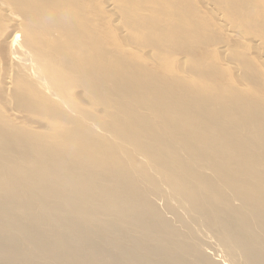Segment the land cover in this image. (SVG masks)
<instances>
[{
	"label": "bare ground",
	"instance_id": "1",
	"mask_svg": "<svg viewBox=\"0 0 264 264\" xmlns=\"http://www.w3.org/2000/svg\"><path fill=\"white\" fill-rule=\"evenodd\" d=\"M101 1L108 11L116 10V0ZM215 1H211L214 8L218 5V9L227 12L213 11L217 22L211 17L215 24L222 25L229 36L240 39L239 28L246 26L244 7L251 0H218L220 6ZM42 2L34 0L35 4ZM89 2L79 0L85 9ZM158 2L145 1L148 8ZM239 2L245 6L238 5L241 7L238 13L235 4ZM202 4L213 7L204 0ZM0 9L7 23L4 26L0 21V36L12 35L13 40H18L21 18L15 15L17 12L14 13L6 0H2ZM195 11L199 13V10ZM227 14L233 18L237 16L241 25L228 24L225 21ZM261 42L254 41L253 48L257 50ZM47 51L52 52L53 48L48 47ZM118 61L100 62L99 84H95L94 79H87L82 97L87 94L105 97L106 103L114 105L110 111L117 115L108 118L115 119L113 128L130 132L138 127L133 116L139 105L137 85L143 81L150 84L152 80L145 74L136 78L132 67L122 68ZM125 68L127 75L121 78ZM102 73L113 76L104 80ZM40 79L56 81L54 74ZM30 80L38 81L39 78L28 77L27 81ZM124 80L130 83L129 92L121 98L120 92L125 94L127 91L121 84ZM3 81L6 85L11 83L7 77ZM110 81L112 86H109ZM7 96L0 97L5 104L4 113L8 111ZM205 109L204 105L190 123L180 118L178 124L172 126L177 132L167 147L185 153L186 147L193 145L197 154L205 155L210 145H216L217 152L224 154L222 161L216 156L190 161L180 158L171 168L155 167L154 170L147 164L149 171L146 165L140 164L141 160L135 162L133 158H118L112 154L104 155L98 162H91L88 158L94 157L88 156L85 150H76L71 157L72 146L84 147V141L70 140L73 133L88 137L89 145L105 136L104 130L100 134L92 131V125L96 123L90 119L83 120L92 125L77 123L59 107L56 111H61L62 117H55L50 110L42 108V114L9 110V118L26 121L27 129L44 141L28 153L21 150L13 156L11 166L8 159L0 156L5 163L0 172L8 177L0 180V264H264V178L257 174H264V112L260 119L259 111L245 110L242 113L244 120L255 118L246 126L242 125L238 115H227L222 108H218L216 117H205ZM193 110L191 108L189 112ZM120 113L122 117L118 116ZM26 114L35 116L29 119ZM80 116L78 119L82 120ZM125 117L130 120L128 125L117 121ZM203 118L206 126H213V129L197 140L194 134L199 135L197 131ZM181 129L189 135L183 134ZM62 135V141L58 143ZM0 139L5 140V136L0 135ZM167 147H161L159 152L166 153ZM53 148L59 155L47 160V152ZM230 157L234 160L232 167L227 166ZM122 160L134 163L126 170L103 168L95 172L100 166L108 167L113 163L122 166ZM19 163L26 164L27 177ZM31 170H37L38 175L29 172ZM206 247L221 254L225 262H214Z\"/></svg>",
	"mask_w": 264,
	"mask_h": 264
},
{
	"label": "rangeland",
	"instance_id": "2",
	"mask_svg": "<svg viewBox=\"0 0 264 264\" xmlns=\"http://www.w3.org/2000/svg\"><path fill=\"white\" fill-rule=\"evenodd\" d=\"M6 1L14 9V13L17 12L15 15L21 18L22 25L21 37L18 40H13L12 35L0 36V97L8 95L6 107L8 111L13 109L15 112L18 109L42 114V110L47 109L55 117H62V112L56 111L59 107L66 110L70 119L77 123L80 121L86 124L83 119H90L96 124L99 121L98 127L89 122L95 127L90 126L92 131L100 134L104 130L106 134L91 145L86 142L88 137L77 133L70 135L71 141H84L83 148H86L72 146L71 157L74 151L85 150L88 156L94 157L88 158L91 162H98L104 155L112 154L118 158H133L135 162L141 160L140 164L146 165L148 171L147 164H151L154 170L155 167L171 168L180 158L190 161L216 156L222 161L224 154L217 152L216 145H210L205 155L197 154L193 145L187 146L185 153L170 150L167 146L177 132L172 126L177 125L180 118L192 122L191 118L198 117L199 110L204 105L205 117L207 115L216 117L218 108H222L227 115H238L242 125L248 126L249 122L255 120L242 118V113L247 109L259 111L258 118L262 119L260 116L264 112V50H262L264 0L248 1L249 5L244 7L246 26L239 28L240 39L233 35L229 36L222 25L215 24L217 20L216 16H213V11L227 13L221 11V8L218 9V5L214 8V2L211 1L215 0H204L213 7H205L202 0H159L156 5L149 8L146 0H116L117 8L116 10L114 8L113 12L108 11L101 0H90L88 9H85L79 0L74 2L39 0L43 1L39 4H35L34 0ZM217 1L215 4L220 6L221 3ZM238 5L244 4L242 2L235 4L239 13L241 7ZM92 8L94 10H91ZM196 9L199 13L194 12ZM1 14L0 21L5 26L7 23ZM223 14L222 16L225 15ZM227 15L228 17L225 16L227 23L230 22L235 27L241 25L237 16L233 15V18ZM126 28L127 35V31H123ZM253 39L262 41L258 47L255 46L257 50L253 48L254 41L252 44L249 43ZM48 47H52L53 51L48 52ZM104 60L110 63L119 60L117 64L123 65L122 68L132 67V74L136 78L145 74L152 80L150 84L143 81L137 85L139 105L133 116L138 127L134 131L113 128L112 122L115 119L108 118L117 115L110 111L114 105L106 103L105 97L97 98L90 94L82 97L87 79H94V83L99 84L98 64ZM51 74H54L55 82L40 79ZM102 74L104 80L113 76L112 73L108 76L106 73ZM126 75L127 68L121 73V78ZM5 77L11 82L9 85L3 83ZM28 77L39 80L28 82ZM121 84L127 88L125 94L120 92L122 98L129 92L130 83L124 80ZM112 85L113 82L110 81L109 86ZM49 92L52 95H48ZM78 98L80 100H77ZM81 100L82 103H79ZM3 108L5 104L0 98V135L5 136V140L0 139V156L8 159L11 166L13 156H17L21 150L28 153L31 148H36L37 143L42 144L44 139L36 138L34 133L27 129L26 121L9 118L8 111L4 113ZM191 108H194L193 112H189ZM30 115L26 114L25 117L30 119L35 116ZM79 115L82 120L78 119ZM118 116L122 117L123 114L120 113ZM117 121L123 125L130 122L128 117ZM202 122L197 131L199 135L194 134L197 140H201L213 129V126H206L205 118ZM181 131L183 132L182 129ZM183 134L189 135L184 132ZM62 138L63 135L58 143ZM163 146L167 147L166 153L159 152ZM58 155L53 148L47 152V160L57 158ZM122 161V166L113 163L108 167L100 166L95 172L98 173L103 168L112 171L126 170L134 163ZM4 164L0 160V171ZM19 165L24 167V176L27 177L26 164ZM233 165V158H228L227 166ZM241 171L244 172L245 168H241ZM29 172L38 175L37 170ZM257 174L264 178V174ZM4 178H8L7 174L0 172V180ZM206 248L214 262L224 261L223 256L216 254L212 247Z\"/></svg>",
	"mask_w": 264,
	"mask_h": 264
}]
</instances>
